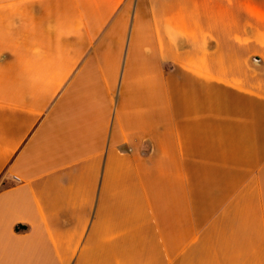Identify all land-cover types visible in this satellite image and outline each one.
<instances>
[{
	"label": "crops",
	"instance_id": "1",
	"mask_svg": "<svg viewBox=\"0 0 264 264\" xmlns=\"http://www.w3.org/2000/svg\"><path fill=\"white\" fill-rule=\"evenodd\" d=\"M0 264H264V0H0Z\"/></svg>",
	"mask_w": 264,
	"mask_h": 264
}]
</instances>
